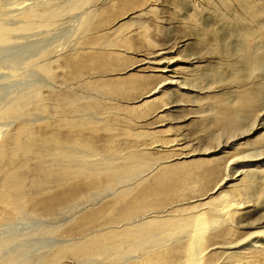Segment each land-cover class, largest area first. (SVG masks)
<instances>
[{"label": "bare ground", "instance_id": "obj_1", "mask_svg": "<svg viewBox=\"0 0 264 264\" xmlns=\"http://www.w3.org/2000/svg\"><path fill=\"white\" fill-rule=\"evenodd\" d=\"M194 1L0 0V264H264V229L244 231L263 222L264 216L242 224L250 214H260L264 200L241 202L236 196H247L260 186L264 190V161L258 165L253 162L264 158V131L245 142V148L235 147L233 141L224 142L222 148H228L225 155L216 153L204 163L169 164L193 155L197 149L185 152L181 140L169 139H131L125 149L122 144H116V148H134L132 151L112 156L108 148L116 137L112 134L113 107L89 91L79 94L51 82L58 77L54 67H61L64 80L91 90L117 91L118 79L102 77L115 69L138 67L141 60L130 63L111 58L114 50L117 54L118 49H133L136 44L127 47V37L118 42V47H110L112 41L102 31L109 26L106 24L120 17L139 20L136 7L146 10L148 5L159 2L185 13L192 8V16L196 17ZM237 1L240 11L248 12L246 23L227 29L202 22L191 37L199 55L190 53L188 44H177L176 51L187 65L173 68L168 59V64L152 69L160 75L135 77L127 87L142 90L138 99L149 98L168 83L171 75L164 74L178 69L187 73V89L203 93L219 89L227 94L236 90L219 118L210 120L230 139L239 132L264 128V1ZM166 8L159 13L169 15V26L173 19L177 23L164 28L168 37L187 36L182 35L181 15ZM66 12L71 13L69 20L73 18V30L70 26L68 33L58 29L61 33L53 32L55 37L53 33L51 39L44 37L43 27L56 23ZM192 16L184 15L196 26ZM122 25L123 22L115 28ZM73 31L78 35L70 45L66 43L68 47L65 43L59 48L51 44L52 37L58 38L56 34L70 37ZM194 61L205 64L197 67ZM23 66L43 73L47 81L27 79V74L21 73ZM236 75L244 78V83L233 84ZM199 77L205 82H197ZM168 97L161 104L153 103L158 97L145 101L144 116L153 119L148 126L162 125V113L177 121L199 118L200 107L191 117L175 112L170 115L165 109L178 99H191L199 105L204 100L202 93L170 90ZM250 110L257 111L254 117ZM98 111L112 118L93 116ZM242 112L246 113L244 117H240ZM245 119L250 121L248 128L243 123ZM199 126L194 123L189 130ZM157 133H138L137 138ZM156 145L165 150L149 165L144 154ZM215 148L219 149L220 143ZM235 161L240 162L238 169H234ZM230 179L234 180L227 184ZM223 186L228 189L219 190ZM192 190L203 193L188 199ZM221 196L223 202H215ZM65 211L71 212V217L55 227L40 225L30 229L34 223H18L34 216L53 218ZM32 242L37 244L35 249L27 250ZM45 245L48 246L42 250Z\"/></svg>", "mask_w": 264, "mask_h": 264}, {"label": "rangeland", "instance_id": "obj_2", "mask_svg": "<svg viewBox=\"0 0 264 264\" xmlns=\"http://www.w3.org/2000/svg\"><path fill=\"white\" fill-rule=\"evenodd\" d=\"M200 1L199 0L194 1L195 2L194 6L196 7L199 13V14L197 13L198 16L196 17H193L195 12L193 11L192 8L189 9L187 13H185L183 9H179L178 7L171 8L168 5L166 8L165 4L163 6L162 3L159 2L154 5H148L146 7V10H142L143 8L140 9L139 7H136L137 8L136 14H138L137 19L139 20L129 19L126 17H120V18H115L113 21L106 24L107 26L108 25L109 26L104 27L102 31L105 32L106 35L109 36V38L111 39L112 45L110 47H118V42L122 41L123 38L127 40V37H129L128 41L126 42L127 44H129L127 45V47L130 46V44L133 42L136 44L135 48L133 49H126V50L118 49L117 54H115V50L114 51L111 50L110 53L113 51L111 53V56H112L111 58H120V59L128 60V62L130 63L135 62L137 60H141L138 63L139 65L138 67H133V69L130 68L126 71H122V70L119 71L118 69H115L111 71L112 73H109L102 77L104 79L106 78L107 79L108 78L118 79L120 84L118 86L117 91L107 92L103 89L91 90V89L83 88L78 82L72 83L71 81L64 80L63 78L64 69L61 67H58L55 69L54 67V70H57L55 72L56 74L58 73V77L52 78L51 80L52 84L56 85L57 87H62L63 89H74L79 94H86L90 92L93 95H97L103 103L113 107L111 109V113L114 115L113 116L114 124L112 125V134L114 133L116 137L114 138V141L112 142V144L109 145V148H108L109 155L113 156V153H117L119 155L125 152L132 151L134 148H130L125 151L123 150L125 149V145L127 144V142L131 141V139H135L137 142L148 141L151 139L152 141L156 142L158 140L164 141V140L169 139V140H181L180 146L181 147L183 146L186 148L185 152H189L197 148L194 151L193 155L170 161L168 162L169 164H175V163L186 164V163H191V162H203L204 159H208L212 155H217L216 153H218V155H225V153L228 151V148L227 147L222 148L224 142L229 141V143H232L233 141V142H236L235 147L245 148V146H243L245 142H250L254 140L258 135H260L264 131L263 127L259 128L258 130H253L250 133H246V131H243V132H239L240 134H236L235 135L236 137H234V139H230L228 137L229 134L226 131H223V129H220L219 126L217 125H212V122L210 120H213L214 117L219 118L220 114L223 113L225 109L227 108V102H229L232 99L233 95L234 96L236 95V90L233 89L235 91L234 94H231V93L227 94V92L225 93L224 91L219 90V89L217 91L213 90L212 92L211 90H204L205 91L204 93L203 91L198 92L197 90L187 89L186 87L189 86L188 83H190V80L186 76L187 73H182L178 69L176 70L178 72L175 71L176 73L169 72V71L166 72L164 74L165 77H167L168 75H171V77L170 76L168 77V80H167L168 83L163 84L162 86L164 87H162V90L160 92L159 90L156 91L154 96H151L149 98L143 97L142 99L141 98L138 99L139 95L142 93V90H134V89L130 90L127 87L130 81L135 80V77H139V76H152L153 77V75H158L159 74L158 71H155L152 69H155L156 67L160 65L164 66V64L165 65L168 64V63H165L168 61V59L171 60L169 65L173 66V68L182 67V66L187 65L188 62L184 63L181 60L179 53H177L176 51L177 44L182 45V46L184 44H188L189 52L196 53V55L197 54L199 55L200 54L198 52L199 49L191 37L193 33H196L198 30H200L202 22L206 24H210V25L213 24L212 26L214 27H223L227 29H232L233 27L238 28L240 27V23H246V18H247L246 14L248 15V12H244L243 10L240 11L241 8L239 7V3L237 0H229V3L231 4V6L229 3L226 5V3L223 0H206L205 2L206 4L203 3L205 0H200ZM231 7H233L232 10L230 9ZM163 8H166L169 12H172L174 15L178 13L181 15L182 35H187V36H184L181 39H177L176 36L170 34L168 37V31L167 29H164V28L175 26L177 23L173 19L172 21L173 23L169 26V23L171 22V21H167V18H169L168 17L169 15L166 12H164L165 14L159 13L160 10H162ZM147 9H150V10L147 11ZM214 10H216L217 13H214ZM218 13L221 14V17H218ZM187 14H188V17H191L193 15L192 17L195 18V23L197 24V25L195 24L196 26L191 25L190 22H187L186 17H184V15H187ZM70 17H71V13L66 12V15L64 13L63 16L60 17L62 19L61 22H60L61 19H58L56 23L51 24L50 26L43 27L42 35L44 37L47 36L46 38L49 37L51 39V33L53 32L54 33L56 32L58 34L61 33V30L59 32L58 29H62V31L67 30L66 32L68 33V27L72 25L71 24L72 22H74V21L71 22L73 18L69 20ZM233 18H235V20ZM121 22H123V25L120 28H115L116 25H118ZM248 23L249 25H252L251 22H248ZM53 25L54 26L56 25L55 29ZM72 27L73 26H71L70 28L71 30H73ZM63 28L64 29L67 28V29L64 30ZM69 32L71 33V31ZM74 32L75 31L72 32V36L70 37H69L70 34H68L67 36L66 34H64L63 36H61L62 34L60 35L56 34L58 37V38L56 37L57 39L54 38L55 34L53 33L54 37H52L53 40L51 41V44L52 45L56 44L57 46L56 45L55 46L58 48L61 46L63 47L66 43L70 45L71 44L70 42H73V40H75L74 38H76L78 35L76 32H75L76 34H74ZM73 35H76V36L73 37ZM67 38H70V39H67ZM62 43L63 44L65 43V44L63 45ZM67 44H66V47H68ZM145 49H148V50H145ZM108 51L109 50H107L105 53H107ZM204 64H205L204 61H200V62L194 61L193 62V65L197 67L204 65ZM21 71H22L21 72L22 75L27 74L25 76L29 80L31 79L33 80V78H40V79L42 78L40 81L41 83H45L47 81V78L43 73L42 75L41 73L35 71L32 67L26 68L25 66H23ZM7 77L10 78V76H7ZM11 78H14V77H11ZM199 79H201L200 81H202L203 83L205 82L203 78L201 77L197 78V82H199ZM204 79H207V78L204 77ZM232 80H233L232 81L233 84L236 82L244 83V78L238 75L235 76V79L232 78ZM157 83L158 82H155L153 85L156 86ZM170 90L172 91V93L173 92L177 93L178 91H181V92H186L190 95H198L202 93V96H204V100L202 99V102L198 103L199 105H196V103L192 102L191 99L187 101L185 100V102H182L181 100L178 99V101L174 102V104L171 103V105H169L168 108L165 109L170 115H174V112H175V113H179L180 115H183L184 117H191L194 115L193 112L197 111V108L200 107L199 118L193 117V118H186L185 120L178 119L177 121V120L171 119L165 113H162L163 116L161 117V120L164 119V122L162 125L152 124L148 126L147 122L149 123L153 119H150V115L144 116L146 103H148L145 101L149 100L150 98L158 97L156 101L154 102L149 101V103L153 102L154 104H161L164 102V100L170 99L168 97ZM180 99L182 98L180 97ZM47 101H50V100H47ZM254 106H256V104H254ZM177 111H180V112H177ZM250 111L253 117L257 113L256 110H250ZM92 114L93 116L101 117L106 120H108V117L112 118V116H109L105 111H98ZM245 115L246 113L242 112V115L240 117H244ZM194 123L195 125H200L202 128L199 126V127H196L194 130L193 129L189 130L191 129ZM243 123L245 124V128H248L250 126V121L248 122L247 119L243 120ZM97 124L102 125V122H98ZM138 133H141V134L157 133V134L154 135V137L137 138ZM219 143H220V148L216 149L215 146L218 145ZM116 144H122L123 149L122 150L117 149ZM156 146L155 148L153 147L152 149L149 148L150 150H148V152L144 154V157L149 160V165H152V162H153L151 161L152 159H158V157H160L162 153L161 150L164 149V148H161L160 146H157V147ZM172 148L173 146L169 149H172ZM206 148H209V149L205 150ZM90 157L92 159L94 158V156H90ZM260 161L261 162L264 161V158L260 160H254L253 161L254 165L260 164ZM115 162H118V161H115ZM235 162H234L235 164H233L235 166L234 169L235 168L238 169L240 167L238 166L239 165L238 163L240 162L239 161L238 162L235 161ZM232 180L234 179L228 180L227 184H231ZM217 181H218V177H216L215 179V182ZM257 188L258 189L250 192L251 194H248L247 196L246 194L236 195L239 198L238 201H241V202L249 201V203L250 202L258 203L259 201H263L264 200V190H261L262 188L261 186ZM227 189H228V186H223L219 190L226 191ZM202 193L203 191L192 190L188 192L187 198L188 199L190 197L194 198V197L200 196ZM224 196L219 197L215 202H223ZM186 200H183V201H186ZM199 202H203V201H199ZM261 214L264 216V206L263 208H261L260 214L258 213L255 215L250 214L249 219L242 221V224L245 222L250 223L249 221L252 222V220L255 218L259 219V217H261ZM71 215H72L71 212L65 211V212L59 213L53 218H47V217L45 218L44 216L43 217L36 216L37 218H35L34 216V217L18 220V223H21L23 225L24 223H30V224L34 223V225L29 226L30 229H34L35 227L40 226V225L55 227L58 224L66 223L68 221L66 220V218L71 217ZM41 221H43L44 223ZM260 229H264V221L262 222L261 220L259 223L256 224V227L254 226L251 228H246L244 229V231L245 233H249V232L260 230ZM58 238H64V237H58ZM228 240H233V239L230 238ZM35 244L36 242H32L28 246L27 250L32 251L33 248L35 249L37 245ZM47 246L48 245L42 246L41 249L44 250ZM41 249L40 251H42ZM249 264H257V263L252 262Z\"/></svg>", "mask_w": 264, "mask_h": 264}]
</instances>
